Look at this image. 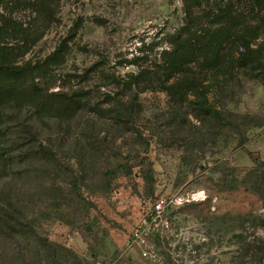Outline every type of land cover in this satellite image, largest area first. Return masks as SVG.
<instances>
[{
  "label": "rangeland",
  "instance_id": "obj_1",
  "mask_svg": "<svg viewBox=\"0 0 264 264\" xmlns=\"http://www.w3.org/2000/svg\"><path fill=\"white\" fill-rule=\"evenodd\" d=\"M199 1L200 22L243 12L226 73L192 65L222 121L162 82L184 0H0L36 32L13 60L36 68L16 95L35 108L6 111L0 132V264H50L42 240L62 264H264V10ZM8 34L0 47L21 43ZM173 194L197 199L172 209L147 259L130 235Z\"/></svg>",
  "mask_w": 264,
  "mask_h": 264
},
{
  "label": "trees",
  "instance_id": "obj_2",
  "mask_svg": "<svg viewBox=\"0 0 264 264\" xmlns=\"http://www.w3.org/2000/svg\"><path fill=\"white\" fill-rule=\"evenodd\" d=\"M184 9L186 13V25L170 40L171 49L162 55V70L166 75L165 87L171 90L178 97L182 98L181 88L187 92L193 93L194 99L183 97L188 104L195 109L203 112L207 118L222 121L223 113L213 107L207 99V90L203 89L202 84L198 80L196 71L192 65L199 64V69L212 72L214 75L221 72L226 73L225 67L226 56L229 54L230 48L234 41L241 40L242 34L238 32L239 23L243 20V12L239 10L232 11L231 3L225 4L223 8H219L218 13L205 22L199 19L208 16L201 12L197 13L200 6L199 0H184ZM255 6V13L258 10H264V0H251ZM39 9L41 3L38 4ZM223 10V11H221ZM253 26H246L244 31ZM255 30V29H254ZM8 31V32H7ZM253 32V31H252ZM10 34L14 39H20L21 43L15 46L0 47V132H2L4 114L10 109L21 107H31L29 99L25 97L24 103L16 98L18 86L23 82L33 78L35 74L33 69L35 66L23 67L16 66L13 60L27 52L28 46L35 42V31H27L26 28H20L15 21L4 15H0V35ZM8 34V35H9ZM264 66V58L258 61ZM30 93L35 92L33 87H29ZM173 208L169 209L167 216L170 215ZM7 223L5 222V225ZM156 236H159L158 234ZM41 244L48 254L50 264H62L57 260L54 248L42 240ZM264 256V245L261 246Z\"/></svg>",
  "mask_w": 264,
  "mask_h": 264
},
{
  "label": "built area",
  "instance_id": "obj_3",
  "mask_svg": "<svg viewBox=\"0 0 264 264\" xmlns=\"http://www.w3.org/2000/svg\"><path fill=\"white\" fill-rule=\"evenodd\" d=\"M197 199L191 196L184 197L181 194L157 196L151 201L150 210L146 218L131 233V244L136 246L140 254L150 260H156L149 237L161 234L169 226L167 212L169 209L182 205L184 202Z\"/></svg>",
  "mask_w": 264,
  "mask_h": 264
}]
</instances>
